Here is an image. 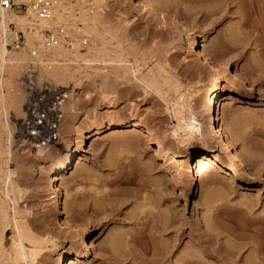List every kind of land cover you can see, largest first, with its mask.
Returning <instances> with one entry per match:
<instances>
[{"label":"rangeland","instance_id":"1","mask_svg":"<svg viewBox=\"0 0 264 264\" xmlns=\"http://www.w3.org/2000/svg\"><path fill=\"white\" fill-rule=\"evenodd\" d=\"M148 1L156 3L158 10L174 22L190 27L198 36V48L215 57V61L202 62L197 54L187 52L191 35L179 28L161 26L154 19L147 20L134 0H104L97 20L103 42L135 58L143 73L152 72L159 79L176 83L178 89L169 95L178 101L183 98L198 106L214 81L223 86L216 103L219 122L229 136L237 129L243 134L234 142L237 159L233 168L206 171L193 191L186 190V160L204 150L213 149L209 153L216 154L219 150L215 143H192L184 149L165 137L164 130L175 120L159 100L145 93L127 74L119 76L109 68L97 70L79 80L82 88L94 95L73 114L75 130L83 133L87 119L94 123L99 118L124 121L125 126L118 132L105 129L93 135L89 151L73 158L72 167L59 176L62 208L74 222L73 230L62 228L52 208L53 187L46 178L53 160L35 157V150L27 146L17 147L16 162L11 167L22 190L18 206L23 222L34 236L52 237L45 248L49 264L55 263L64 240L71 245L70 251L81 253L77 236L83 228L88 232V256L75 264H154L152 252L158 246L168 250L160 258L162 264H174L190 251L203 264H264V249L260 252L256 247V240L264 242V0ZM84 8L92 14L89 4ZM70 32L72 40L77 38L81 51H85L80 43L89 42L90 37L73 29ZM234 71L239 77H233ZM54 83L51 84L55 86ZM73 90L78 94L82 89L75 86ZM100 91L114 94L113 107H105L108 99L102 98ZM223 108L230 112L223 115ZM132 119L146 122L152 132L162 137L172 159L151 157L157 146L147 142L141 131L136 136L137 130L129 125ZM247 126H254L258 133H252ZM135 145L142 151L140 163L153 162L156 166L148 183L147 177H133L129 170ZM248 154L251 158H247ZM118 156L129 158L123 162L118 158V163ZM127 169L131 178L125 176ZM116 176L121 178L117 181ZM216 176L221 181L208 183ZM119 181L123 182L118 185ZM209 204H215V208L209 209ZM91 206L102 210L92 212ZM217 209L219 215L214 216ZM160 220L166 223L163 232ZM204 231L206 235L201 236ZM9 234L8 230L2 232L0 247L8 246ZM208 236L210 240L204 242ZM224 249L231 252V260L220 263L217 253L224 254Z\"/></svg>","mask_w":264,"mask_h":264},{"label":"bare ground","instance_id":"2","mask_svg":"<svg viewBox=\"0 0 264 264\" xmlns=\"http://www.w3.org/2000/svg\"><path fill=\"white\" fill-rule=\"evenodd\" d=\"M74 1L54 0L52 15L48 18L41 17L29 9L23 11H15L11 8L0 9V245L3 240L1 236L2 232L8 230L10 233L8 246L0 247V264H49L47 259H45V248L52 241V237H36L24 224L22 212L18 206V199L22 194V190L16 183L14 168L11 167V163H14V160L16 162L17 146L14 142L15 123L24 114L23 101L26 92L23 88L22 78L28 69V72L32 71L36 82H55V87L66 88L70 92L69 98L64 105V118L61 124L59 139L55 143L38 148L34 152L35 157L39 159H52L54 162L46 180L53 187L52 196L54 199L52 208L55 217L60 220L63 229L73 230L75 225L65 214L64 208H62L60 190L57 186L59 176L72 167L73 158H80L83 152L89 151L88 142L93 135H99L105 129L118 132L125 126L124 121L113 122V119L111 121L110 118H99L94 123L87 119L88 125L84 129L85 132H76V125L72 118L73 114L84 100L94 95L92 92L83 89L79 84V80L84 77L88 78L97 70L109 68L116 71L119 76L127 74L142 87L145 93H150L154 98L159 100L164 105V111L175 120V123L169 129L164 130L165 137L168 136L184 149L186 145L192 143H215L219 150L216 154L209 153L210 151H214L213 149L204 150L199 154L190 155L186 160L183 168L188 176L187 187L185 189L189 190V192L197 187L204 172L233 168L237 159L234 142L243 135L239 134L242 131L238 132L239 129H237V133H234L232 137L229 136L222 123L219 122V117L216 114V103L221 97L223 86L214 81L211 84V91L201 98L198 106H194L191 101L183 100V98L180 101L176 100L169 95V92L175 93L178 89L176 83L166 79H159L152 72L143 73L135 58L119 49L118 46L115 45L114 48H111L103 42L99 33L97 20L103 9L102 3L104 0ZM134 1L147 16V20L154 19L161 26L179 28L187 35H191L186 45L187 52L197 54V58L202 62L215 61V57H209L198 48V36L190 27L178 24L168 18L163 12L158 10V6L154 2H149L148 0ZM225 1L230 2L231 0ZM239 1L241 3L245 2V0ZM76 4L77 7L75 8ZM86 4L90 5L89 12L92 13L91 15L84 8ZM74 10H76L75 13ZM10 24L14 26V29ZM64 27L67 28L66 32L64 31ZM72 29L77 32H83L90 37L89 42H87L88 44L80 43L84 44L85 51H81V45H79L77 38L76 41L72 40L70 36ZM17 30H23L24 38L22 43L15 48L10 43L16 37ZM45 30H50L56 36L54 43L49 47L42 43ZM73 36L75 35L73 34ZM82 41H86V39ZM233 77H239L237 71L233 72ZM73 82H75V85H73ZM75 86L82 89L80 93L74 92ZM100 96L108 99L106 108L113 107V102L111 101V98L114 96L113 93L100 91ZM221 112L223 115H226L230 111L227 108H223ZM129 125L137 130V137L142 132L147 142L156 144L157 148L153 150L154 153L151 157L162 155L164 160L172 159L170 152H166L164 139L152 132L146 122L132 119ZM248 128H250L249 130L252 133H258V130L254 126H247ZM136 142L134 143L137 145L138 142ZM123 144L124 141L122 142ZM127 144L126 146H128ZM136 145L132 148L133 152H136L135 156L133 154V157H130L129 160L132 162L128 161L133 164L129 170H131L130 172L133 177H140L141 175L145 176V178L147 177V180H145L147 182L156 166L153 162L150 165L140 163L139 157H141L142 151L137 148L139 145ZM124 152L127 153V151ZM124 152H121V154L123 155ZM127 154L131 155L129 152ZM127 154L124 153L123 156H127ZM127 158L129 156L124 157L125 160ZM247 158H251L249 154ZM119 159L122 162L124 160L123 158ZM119 159L117 160L118 163ZM128 172L127 169L126 174L124 172L121 173V171L119 173L131 178L132 176ZM119 173L117 172L116 175L118 176ZM117 176L116 179L118 178ZM219 178L218 176L212 177L208 180V183L221 181ZM126 179H124V182L127 181ZM128 180L131 181V179ZM121 182L123 181H119L118 185ZM116 187L114 189H117ZM114 189H112V192H114ZM135 192L137 193V191ZM85 204L84 202L83 205L85 206ZM111 205L110 207H112ZM213 206L209 204L208 208H215ZM80 207H78V210ZM92 208L91 206L92 212L94 210H102V207L97 209ZM111 209L114 208L112 207ZM219 212L217 209L213 215L217 216ZM262 221L264 222V219ZM159 224L160 230L163 232L166 228V223L164 220H160ZM200 235H206V231ZM87 238V229H81L77 236V244L81 253L70 251L71 245L67 240H64L57 252L54 264H75L81 262V260L88 256L89 246ZM209 240L210 237L208 236L206 240L204 239V242H208ZM256 241L257 249L260 252L263 251L264 242ZM224 250V254L217 253L216 260L220 263L231 260V252L228 251L230 252L228 253L226 249ZM167 252L168 250L164 246L154 248L152 262L154 264H162L160 258L164 257ZM256 257L257 255L255 256V260ZM262 260L264 261V255ZM174 264H203V262L197 258L194 252L190 251L176 260Z\"/></svg>","mask_w":264,"mask_h":264},{"label":"built area","instance_id":"3","mask_svg":"<svg viewBox=\"0 0 264 264\" xmlns=\"http://www.w3.org/2000/svg\"><path fill=\"white\" fill-rule=\"evenodd\" d=\"M53 2L54 0H0V9L11 8L15 11L29 9L41 17L48 18L52 15ZM55 37L50 30H45L42 43L49 47L54 43ZM23 38L22 31L17 32L10 45L17 48ZM28 71L22 78L26 92L23 101L24 114L15 123L14 142L17 147L27 146L28 149L37 150L59 139L64 105L70 92L47 81L38 83L33 73Z\"/></svg>","mask_w":264,"mask_h":264}]
</instances>
